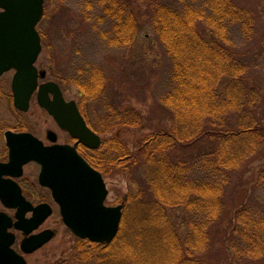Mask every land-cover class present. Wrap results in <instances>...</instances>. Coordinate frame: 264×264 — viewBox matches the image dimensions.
<instances>
[{
	"label": "trees",
	"instance_id": "1",
	"mask_svg": "<svg viewBox=\"0 0 264 264\" xmlns=\"http://www.w3.org/2000/svg\"><path fill=\"white\" fill-rule=\"evenodd\" d=\"M141 1L145 16L134 12L130 1L127 7L120 0H96L108 14L98 23L109 25L104 38L115 47L135 40L142 18L151 24L172 61V86L157 101L170 126L138 137L133 152L122 142L107 140L90 152L95 158H86L102 175L106 165L118 164L121 174L137 186L132 199L146 216L140 230L152 236L150 264H264V205L255 203V197L247 201L243 197L232 211L229 207L232 191L251 165L264 158V92L256 82L247 84V62L228 34V23L237 22L246 34L251 33L253 17L230 0H204L203 9L175 8L162 0ZM205 8L210 9L208 14ZM93 74L96 88L104 84L100 71L94 70L90 79ZM84 82L79 81L82 90L87 86ZM102 84L94 93L96 99L104 93ZM117 103L121 107L113 104V114L107 116L110 124L116 121L114 126L129 130L144 126L145 115ZM87 109L84 103L81 111L88 125L103 134L105 130L92 123ZM255 175L257 186H263L264 167ZM169 210L183 213V235L171 222ZM118 245L119 236L111 247L92 245L101 252L111 250L95 258L97 264H116ZM173 249L179 252L175 258Z\"/></svg>",
	"mask_w": 264,
	"mask_h": 264
},
{
	"label": "rangeland",
	"instance_id": "2",
	"mask_svg": "<svg viewBox=\"0 0 264 264\" xmlns=\"http://www.w3.org/2000/svg\"><path fill=\"white\" fill-rule=\"evenodd\" d=\"M120 1L126 2L127 7L133 3L134 12L145 16L141 0ZM162 1L169 6L183 7V9L188 5L203 9L206 3L204 0ZM230 1L236 9L246 11L253 17L254 25L251 33L246 34L243 31V24L237 22L228 23V34L240 56L247 62L249 74L245 76L247 84L256 82L259 89L264 92V0ZM44 7L46 8L44 17L37 28L41 36L42 51L36 67L46 72L44 81L57 83L66 101H75L81 109L84 103L87 105L92 123L105 130L100 134L102 145L107 140L119 141L125 144L128 152H133L138 137H146L157 127L159 130L160 127L163 129L170 126V121L165 117L162 106L157 101L172 86V61L157 40L153 27L145 18L139 21L138 31H135L136 38L130 45L115 47L104 38V32L109 29V25L99 24L98 19L106 18L108 14L104 6H99L96 0H44ZM207 9L204 10L208 14L210 9ZM124 36L127 40L129 33L126 32ZM116 39L118 43L122 41L121 38ZM94 70L100 71L106 79L103 80L106 85L101 83L103 88L105 86L104 93L98 99L95 98L94 93L99 90L101 84L95 87L96 82L93 79L95 73L90 79ZM13 74L14 72L10 71L0 79V161L6 158L4 133L8 130L19 132L18 128L22 127L24 131L21 132H30L45 145L49 144L45 138L46 131L51 130L57 134L58 143H70L68 135L60 131L54 120L38 105L35 95L26 114L14 109L11 93ZM79 81H85L86 89H80ZM223 86H220L221 89ZM86 95L88 100L84 102ZM114 99L122 102L123 107L128 106L145 115L144 126L137 130H129L114 126L116 121L110 124L107 116L113 114L112 105L121 107L119 103H114ZM108 107L110 109L106 111ZM104 151L101 153L104 154ZM92 155L93 153L85 152V156L95 158ZM98 159L104 160V157L99 156ZM106 167L107 172L103 175L108 191L105 205L123 206L118 233L120 252L116 264H150L152 258L148 250L152 245V236L146 230H140V222H143L146 216L141 205L132 199L137 193V186L129 182L128 175L121 174L118 164H109ZM260 167H264V158L251 165L250 172L243 176L242 182L232 191L233 199L229 206L231 211L243 197L246 201L255 197V203L261 202L264 205V185L258 187L254 177ZM39 171L38 165L28 164L24 167L20 181L28 196L32 195L38 199L46 197L45 200L52 204L49 191L38 184ZM52 207L53 215L39 230L54 228L56 236L41 249L26 256L27 264H97L95 258L101 257L102 253L108 251L111 243L106 245L105 248L110 247L102 252L90 248L88 244L71 234L62 223L57 206L52 204ZM168 212L171 222L178 229L177 232L183 235L180 227L183 213L180 210ZM231 216L232 212L227 218ZM222 224L225 228L226 220ZM173 252L175 258L179 252H176V249H173Z\"/></svg>",
	"mask_w": 264,
	"mask_h": 264
},
{
	"label": "water",
	"instance_id": "3",
	"mask_svg": "<svg viewBox=\"0 0 264 264\" xmlns=\"http://www.w3.org/2000/svg\"><path fill=\"white\" fill-rule=\"evenodd\" d=\"M44 15V0H0V78L14 71L11 91L13 107L26 113L34 94L38 105L52 117L58 127L85 147L97 150L100 137L89 129L74 101L66 102L54 82L39 84L46 72L35 66L41 53L37 26ZM8 161L0 162V200L7 208H18L14 227L26 236L38 229L51 215L47 204L36 208L25 200L15 179L23 168L34 162L40 166L38 182L51 191L62 222L77 238L97 244H109L118 235L122 206L105 205L108 195L102 175L68 145L57 144V136L48 131L45 146L30 133L6 131ZM27 212L33 217L25 218ZM11 219L0 212V264H27L23 256L11 249L14 236L8 232ZM53 232L46 230L21 243V251L31 254L47 244Z\"/></svg>",
	"mask_w": 264,
	"mask_h": 264
},
{
	"label": "flooded vegetation",
	"instance_id": "4",
	"mask_svg": "<svg viewBox=\"0 0 264 264\" xmlns=\"http://www.w3.org/2000/svg\"><path fill=\"white\" fill-rule=\"evenodd\" d=\"M77 105V108H78V111H79V113L81 114V116L84 118V116H83V113H82V111H81V108L79 107V104H76ZM84 120L86 121V119L84 118ZM86 124L88 125V123H87V121H86ZM89 126V125H88ZM48 131H51V130H47L46 131V135H47V133H48ZM60 131H62V130H60ZM62 132H64V131H62ZM65 134H67L66 132H64ZM56 134V133H55ZM68 135V137H69V139H70V143L69 142H66V143H58V136H57V134H56V136H57V143L58 144H60V145H68V146H72V147H74L75 148V150L77 151V153L81 156V157H83L84 159H86V156H85V152H90L81 142H79L77 139H74V138H72L69 134H67ZM45 138H47V137H45ZM45 144V143H44ZM40 168V167H39ZM16 183L18 184V186L20 187V189H21V194H22V196L25 198V200L32 206V208H36L37 206H39L40 204H47V205H49L50 206V208H51V210H52V213H51V215L44 221V223L43 224H45L46 223V221L53 215V207H52V204H54L55 206H57L56 205V203L53 201V199H52V197H51V192L49 191V194H50V198H51V200L53 201V203L52 204H50V202L49 201H47V200H45L46 199V197H45V199H41V198H36V197H34V196H28L26 193H25V191H24V186H23V184H22V182L20 181V178L19 179H16ZM47 190V189H46ZM57 208H58V210H59V207L57 206ZM0 212L1 213H4V214H6L10 219H11V225H12V227L10 228V229H8V232L9 233H11V234H13V236H14V241H13V245L11 246V249L13 250V251H15L17 254H19V255H23V257L25 258V261H26V256H28V255H24L23 254V252L21 251V243H22V241L24 240V239H26L27 237H29V236H34V235H38V234H40L41 232H43V231H46V230H50V231H52L53 232V237H52V239L56 236V232H55V230H54V228H50V227H48V228H45V229H43V230H39L41 227H42V225L38 228V229H36L35 231H33L31 234H29V235H25L22 231H20V230H17V229H15V227H14V223L17 221L16 220V214H17V212H18V208H7V207H5L3 204H2V202H1V200H0ZM59 213H60V210H59ZM61 216V215H60ZM33 217V212H27L26 214H25V218L26 219H30V218H32ZM62 220V219H61ZM63 223V222H62ZM51 239V240H52ZM50 240V241H51ZM49 241V242H50ZM81 242H84L85 244L87 243V241H81ZM89 246H90V248H92L93 246L92 245H94V244H92V243H87ZM97 245H99V244H96V246ZM93 249V248H92ZM96 250H98V248L96 247L95 248ZM36 252V251H35ZM34 253V252H33ZM33 253H31V254H33ZM87 254H89L90 255V253H87ZM30 255V254H29ZM91 256V255H90ZM92 257V256H91ZM26 263H27V261H26Z\"/></svg>",
	"mask_w": 264,
	"mask_h": 264
}]
</instances>
